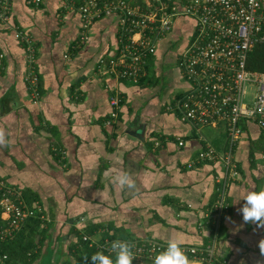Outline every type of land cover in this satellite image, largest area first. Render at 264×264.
<instances>
[{"label":"crops","instance_id":"obj_1","mask_svg":"<svg viewBox=\"0 0 264 264\" xmlns=\"http://www.w3.org/2000/svg\"><path fill=\"white\" fill-rule=\"evenodd\" d=\"M11 2L12 19L0 25V128L8 141L0 148V178L50 218L43 246L54 251L53 261L82 264L79 238L87 235L98 241L215 242L229 264H264V227L245 223L239 212L246 193L264 186V132L243 123L234 155L240 176L228 186L229 210L216 231L212 209L222 165L198 155L208 144L223 146L225 128L197 130L166 108L189 86L177 64L183 47L176 44L188 41L193 20L176 19L136 83L99 67L100 59L118 52L117 16L96 20L85 38L79 10L65 0ZM16 29L28 40L16 38ZM28 47L35 54L37 96L27 81ZM113 94L122 98L114 120ZM120 171L133 175L138 191L114 183Z\"/></svg>","mask_w":264,"mask_h":264},{"label":"built area","instance_id":"obj_2","mask_svg":"<svg viewBox=\"0 0 264 264\" xmlns=\"http://www.w3.org/2000/svg\"><path fill=\"white\" fill-rule=\"evenodd\" d=\"M26 2L39 6L43 0ZM76 3V0H65L69 8L76 7ZM79 10L85 38L96 20L103 16L118 17V52L109 59H100L99 67L136 83L146 74L150 57L157 54L159 41L173 32L176 19L193 20V30L177 60L189 86L174 102H168L166 108L197 130L202 126L225 128L226 143L221 147L208 144L198 155L199 161L222 165L221 176L217 178L218 199L212 209L217 231L222 215L229 210L228 186L240 176L234 155L244 134L243 123L253 122L264 132V72L248 68L249 54L257 43L264 42L263 0H84ZM12 14L11 0H0V25L9 24ZM15 36L28 40L23 30L16 29ZM28 51L27 81L37 96L39 77L33 70L35 54L31 47ZM250 91H253L252 98ZM121 101L119 94L110 96L113 120ZM34 217L43 223L50 222L41 205H28L18 188L0 178V240L14 239ZM118 239L134 245L132 264H153L154 257L167 245L154 239L107 237L98 241L83 236L96 252L107 255H113L110 246ZM182 246L191 264H229L217 254L215 242ZM0 264H9L6 254Z\"/></svg>","mask_w":264,"mask_h":264},{"label":"clouds","instance_id":"obj_3","mask_svg":"<svg viewBox=\"0 0 264 264\" xmlns=\"http://www.w3.org/2000/svg\"><path fill=\"white\" fill-rule=\"evenodd\" d=\"M8 141L3 128H0V148L6 147ZM114 183L121 189L138 191L137 182L133 175L127 171H120L114 178ZM245 201L239 212L242 214L245 223H254L258 227H264V186L260 190H250L246 193ZM132 245L128 241L114 240L111 243V252L113 255H107L102 251H97L91 255L92 264H132L134 254ZM259 249L264 255V239L259 241ZM88 256H84L87 261ZM153 264H191V261L182 246L181 241L176 238H170L166 247L159 251L154 257Z\"/></svg>","mask_w":264,"mask_h":264},{"label":"trees","instance_id":"obj_4","mask_svg":"<svg viewBox=\"0 0 264 264\" xmlns=\"http://www.w3.org/2000/svg\"><path fill=\"white\" fill-rule=\"evenodd\" d=\"M83 4L84 2L78 5V7L76 6L77 10H79ZM148 62H150V60H148ZM248 68L264 72V42L257 43L249 54ZM47 225L48 223H43L39 218L34 217L24 225L23 229L14 239L7 241L0 240V259L6 254L9 264H41L43 256L47 252L43 244H45L46 240L50 237V232L52 230V225L50 224L46 227ZM72 233L75 234L76 232L72 230ZM89 233L93 234V232ZM76 235L79 236L78 233H76ZM79 242L83 245V254L88 256L87 261L83 260L82 264H92L91 255L96 252L95 247L90 246L89 242L83 240L82 236L79 238ZM77 264H81V261H78ZM145 264L151 263L146 262Z\"/></svg>","mask_w":264,"mask_h":264},{"label":"rangeland","instance_id":"obj_5","mask_svg":"<svg viewBox=\"0 0 264 264\" xmlns=\"http://www.w3.org/2000/svg\"><path fill=\"white\" fill-rule=\"evenodd\" d=\"M186 42H187L186 39L178 40L176 44L177 48L179 49L182 48ZM176 45L174 46V49L176 48ZM250 92H251L250 98H252L253 91ZM53 260H54V251L51 248H49V250L44 254L41 264H57V262H54Z\"/></svg>","mask_w":264,"mask_h":264}]
</instances>
